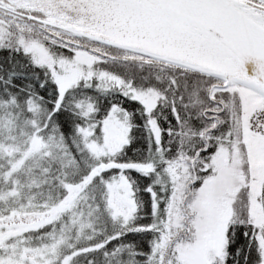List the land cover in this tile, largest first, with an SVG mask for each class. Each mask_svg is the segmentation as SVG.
Returning a JSON list of instances; mask_svg holds the SVG:
<instances>
[{
  "label": "snow or ice",
  "instance_id": "6c2138e0",
  "mask_svg": "<svg viewBox=\"0 0 264 264\" xmlns=\"http://www.w3.org/2000/svg\"><path fill=\"white\" fill-rule=\"evenodd\" d=\"M0 264H264V0H0Z\"/></svg>",
  "mask_w": 264,
  "mask_h": 264
}]
</instances>
